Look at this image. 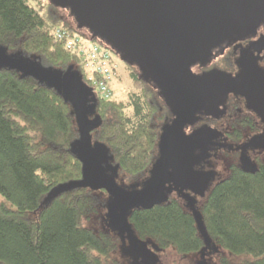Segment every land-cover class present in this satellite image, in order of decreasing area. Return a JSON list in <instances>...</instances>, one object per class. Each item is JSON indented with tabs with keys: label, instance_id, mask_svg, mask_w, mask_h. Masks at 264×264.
<instances>
[{
	"label": "trees",
	"instance_id": "obj_1",
	"mask_svg": "<svg viewBox=\"0 0 264 264\" xmlns=\"http://www.w3.org/2000/svg\"><path fill=\"white\" fill-rule=\"evenodd\" d=\"M58 28L80 33L74 19L50 0H0V47L81 76L94 92L90 103L101 121L93 142L107 147L119 180L137 186L158 155L161 100L129 64L132 91L116 96L117 70L113 97L103 99L90 86L78 53L55 40ZM78 138L73 108L63 96L32 77L0 68V264H120V240L106 218L107 192L75 189L42 205L58 185L82 177V164L71 152ZM230 168L197 210L212 245L244 257L247 264L261 262L264 164L254 171ZM128 221L135 235L161 255L184 257L206 246L192 212L177 197L134 209ZM220 259L228 262L227 256Z\"/></svg>",
	"mask_w": 264,
	"mask_h": 264
},
{
	"label": "water",
	"instance_id": "obj_2",
	"mask_svg": "<svg viewBox=\"0 0 264 264\" xmlns=\"http://www.w3.org/2000/svg\"><path fill=\"white\" fill-rule=\"evenodd\" d=\"M69 11L80 31L99 40L124 63L137 66L140 78L155 84L165 105L175 115L166 124L158 140V157L150 177L142 186L126 189L118 181V167L110 161L107 147L93 142L92 132L101 125L90 103L94 92L72 68L66 71L42 65L36 58L8 53L0 47V68L15 70L22 77H32L58 92L73 108L79 138L71 152L82 164V177L58 185L43 201L75 189L106 191L110 196L107 217L110 224L124 233L136 247H147L134 233L128 216L134 209H151L169 200L173 190L192 212L205 241L202 252L213 248L196 200L184 192L191 188L204 197L212 177L196 172L195 150L202 149L217 137L211 130L190 135L184 126L196 112L209 106L218 110L230 93L244 96L249 108L264 116V86L261 74L242 72L235 76L218 69L197 75L192 66L208 65L213 51L225 42L241 40L255 34L264 24V0H50ZM94 116L93 118H90ZM242 168H256L242 157Z\"/></svg>",
	"mask_w": 264,
	"mask_h": 264
},
{
	"label": "flooded vegetation",
	"instance_id": "obj_3",
	"mask_svg": "<svg viewBox=\"0 0 264 264\" xmlns=\"http://www.w3.org/2000/svg\"><path fill=\"white\" fill-rule=\"evenodd\" d=\"M64 11L70 15L68 10ZM191 69L197 75L213 69L225 71L233 76L242 72H259L261 75L257 77V83L264 86V24L255 34L238 41L225 42L216 48L208 65L196 63ZM151 87L162 103L158 120L161 134L163 127L171 124L175 115L165 105L159 88L153 83ZM184 130L188 135L201 130L216 133L217 137L212 139L210 144L196 149L194 153L196 161L193 169L196 172L211 174L210 182L226 167H242L243 156L247 157L255 168L264 164V116L249 108L247 99L242 95L230 93L217 111L211 110L209 106L199 110L192 121L185 124ZM151 167L141 179V186L150 177ZM184 192L194 198L200 197V192L191 188H186ZM181 194L180 190H173L169 196L181 198Z\"/></svg>",
	"mask_w": 264,
	"mask_h": 264
},
{
	"label": "rangeland",
	"instance_id": "obj_4",
	"mask_svg": "<svg viewBox=\"0 0 264 264\" xmlns=\"http://www.w3.org/2000/svg\"><path fill=\"white\" fill-rule=\"evenodd\" d=\"M65 15L72 19L70 15H67L68 12H65ZM85 31V30H83ZM82 31V32H83ZM118 63V74L120 76L119 79L112 84L113 89L116 92V96L120 98H124L130 91H132L131 81L128 76V67L117 57L115 58ZM230 167H226L224 171H221L210 185V189L212 186L217 183L218 181L222 180L223 178L227 177L230 174ZM144 178V177H143ZM118 183L123 186L124 188L128 189L132 184H125L123 183L122 179L119 180L118 175ZM135 186V185H134ZM137 186H141V183ZM210 189L206 192L204 197H195L196 200V208L200 206L207 198ZM103 191V190H102ZM106 192V191H105ZM181 199V198H180ZM110 200V196H109ZM183 200V199H182ZM184 201V200H183ZM109 202V201H108ZM184 204L187 209L186 202ZM108 213V209L106 207V218ZM108 224L112 232H114L119 237V247L118 251L116 252V256L120 264H222L221 255L227 256L228 262L225 264H247L246 259L244 257H237L232 254L223 252V250L213 245V248L206 250L205 252L197 253V254H190L177 257L173 252H168L166 254H160V252L155 249V245H153L150 241L147 243V247H136L130 243L129 239L125 237L124 233L114 228L108 219ZM146 242V241H145ZM250 264V263H248ZM252 264H264V260L261 262H253Z\"/></svg>",
	"mask_w": 264,
	"mask_h": 264
},
{
	"label": "built area",
	"instance_id": "obj_5",
	"mask_svg": "<svg viewBox=\"0 0 264 264\" xmlns=\"http://www.w3.org/2000/svg\"><path fill=\"white\" fill-rule=\"evenodd\" d=\"M55 40L64 42L67 49L76 51L88 75V82L103 99H111V84L118 70L116 55L99 40L85 34L72 33L62 28L54 32Z\"/></svg>",
	"mask_w": 264,
	"mask_h": 264
}]
</instances>
